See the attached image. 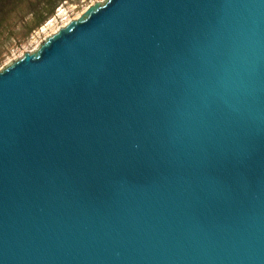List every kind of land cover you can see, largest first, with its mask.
Segmentation results:
<instances>
[{
	"label": "water",
	"instance_id": "obj_1",
	"mask_svg": "<svg viewBox=\"0 0 264 264\" xmlns=\"http://www.w3.org/2000/svg\"><path fill=\"white\" fill-rule=\"evenodd\" d=\"M0 264H264V0H108L1 70Z\"/></svg>",
	"mask_w": 264,
	"mask_h": 264
},
{
	"label": "rangeland",
	"instance_id": "obj_2",
	"mask_svg": "<svg viewBox=\"0 0 264 264\" xmlns=\"http://www.w3.org/2000/svg\"><path fill=\"white\" fill-rule=\"evenodd\" d=\"M108 0H64L42 25L30 32L21 23L16 25L15 34L6 41L0 57V71L23 57L37 52L45 41L74 19L84 18L90 8L100 6ZM29 17H27L28 19Z\"/></svg>",
	"mask_w": 264,
	"mask_h": 264
},
{
	"label": "trees",
	"instance_id": "obj_3",
	"mask_svg": "<svg viewBox=\"0 0 264 264\" xmlns=\"http://www.w3.org/2000/svg\"><path fill=\"white\" fill-rule=\"evenodd\" d=\"M62 1L0 0V57L6 41L15 34L18 22L30 32L53 15Z\"/></svg>",
	"mask_w": 264,
	"mask_h": 264
}]
</instances>
